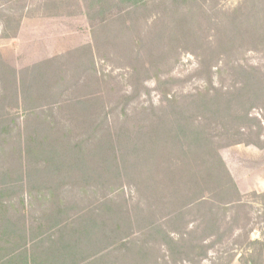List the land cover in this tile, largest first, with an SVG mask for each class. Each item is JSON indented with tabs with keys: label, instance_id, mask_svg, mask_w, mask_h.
I'll use <instances>...</instances> for the list:
<instances>
[{
	"label": "trees",
	"instance_id": "obj_1",
	"mask_svg": "<svg viewBox=\"0 0 264 264\" xmlns=\"http://www.w3.org/2000/svg\"><path fill=\"white\" fill-rule=\"evenodd\" d=\"M152 1L88 0L89 13L102 20L117 8L146 9ZM201 1L172 0L176 9L200 5L208 21L220 1ZM236 18L232 29L218 28L211 35L199 29L203 35L197 36L184 24V29L176 27L184 36L180 41L200 50L192 52L201 58L199 73L208 78L207 87L190 95L162 91L158 104L141 108L134 104L144 94L140 89L123 94L117 117L118 105L107 110L102 95L68 98L64 86L81 80L65 81L61 68L59 77H52L55 59L17 70L0 54V171L4 162L14 165L9 171L20 169L3 188L0 174V197L25 184L31 200L40 203L44 222L29 232L31 264H202L207 259L231 264L236 253L220 248L229 237L247 242L245 264H259L264 240H252L247 233L235 236L240 226L236 210L245 203L219 153L224 146L251 142L250 136L244 138L253 124L262 128L253 109L264 97V74L231 65L241 79L228 88L213 81L215 72L223 70L222 61L212 63L220 54L227 59L245 42H253L249 46L255 50V40L264 41V24L237 25ZM177 52L178 45L150 66L131 65V73L140 72L137 79L142 80L153 68L155 78L166 84L171 78L161 81L160 64ZM87 64L77 65V72L87 70L89 79L98 81L96 62L91 57ZM56 106L67 109L74 123L61 124ZM73 180L79 197L73 194L69 200L63 186Z\"/></svg>",
	"mask_w": 264,
	"mask_h": 264
},
{
	"label": "rangeland",
	"instance_id": "obj_2",
	"mask_svg": "<svg viewBox=\"0 0 264 264\" xmlns=\"http://www.w3.org/2000/svg\"><path fill=\"white\" fill-rule=\"evenodd\" d=\"M219 1L218 3L214 0L218 4L213 5L206 21L200 14V5L189 6L186 3L180 9H176L172 0H154L146 9L117 8L113 12H108L102 20L99 16L89 13L88 0H0V54L6 63L17 70L55 59L54 64L57 65L53 66L52 77L58 78L61 68L66 74L65 81L77 78L81 80L80 85L70 88L64 86L65 90L68 89L65 92L68 98L78 94L102 95L107 110L118 105V110H115L117 117L123 110V94L137 93L140 89L144 94L135 100L134 104L141 108L150 106L151 103L158 104L162 91L190 95L208 86V78L205 74L199 73L201 58L192 52V49L196 52L200 50H196L193 44L180 41L184 36L179 29L176 30L177 26L181 30L184 29L182 26L184 24L189 31L194 30L198 36L203 35L202 32H198L199 29L208 35L216 34L218 28L232 29L234 16L237 17L235 21L237 25L264 24V0H255L248 5L242 3L244 0ZM209 3L211 5L212 1L209 0ZM132 10L134 12H131ZM177 12H182L183 16ZM9 15L12 17L11 21L8 19L11 18ZM16 30V34L13 35ZM261 32L264 34V31ZM255 43L257 45L255 50L249 46L253 42H245L242 48L227 54V59L232 61L229 66L226 65L227 59L222 54L212 62L222 61L220 65L223 64L221 74L216 71V67L213 68L216 71L213 75L215 86L228 88L235 84L237 79H241L236 76L231 65H240L255 74H264V41L255 40ZM177 45L178 52L170 53L165 64H160L161 81L170 78L174 80L170 79L168 83L160 84V80L155 78L156 71L153 68L148 74H144L142 80L137 79L140 72L135 75L131 73V65H137L141 69L142 63L146 62L150 66V62H156L161 53ZM91 57L99 71L98 81L93 76L89 79L90 72L87 70L77 72V65L89 66L87 62ZM143 83L145 86H142ZM256 105L253 114L258 116L262 128L258 123L253 124L252 133H246L248 136L244 138L250 139V136L251 142L224 146L219 149V153L245 203L244 207L236 210L240 213V226L237 227L235 236L239 235L238 233H247L252 240H264V97ZM63 110L55 107L61 124L66 121L74 123L71 113L68 114L67 109ZM119 119L123 120L122 117ZM75 125L79 127V123ZM4 163L5 168L1 169L0 174L6 182L1 184L2 188L4 185H11L13 174L15 176L16 172L20 173L19 168L18 171L15 168L9 171V167L14 166L11 162ZM66 183L63 186L65 198L69 197L71 200L73 194L78 198L79 184L74 183V180ZM8 191L12 194H7L5 190L4 194L9 197L5 195L0 197V255L1 258L5 256L6 245L1 227L8 221L24 228L20 234L26 239L19 240L20 244L24 243L23 247L15 240L16 236L10 238L12 244L19 245L20 250L29 249L26 254V257H29L32 255L29 232L32 227L44 222L43 212L40 203L32 201L29 197L25 184L17 189L9 188ZM20 234L17 236L20 237ZM234 238H226L220 248L226 253H236L231 264H245L250 253L247 242L239 244ZM214 252H210L211 255H214ZM20 261L22 263L21 258ZM28 262L31 264V257ZM202 264L212 262L207 259ZM259 264H264V253L262 259L259 258Z\"/></svg>",
	"mask_w": 264,
	"mask_h": 264
},
{
	"label": "crops",
	"instance_id": "obj_3",
	"mask_svg": "<svg viewBox=\"0 0 264 264\" xmlns=\"http://www.w3.org/2000/svg\"><path fill=\"white\" fill-rule=\"evenodd\" d=\"M1 228H2L1 233L5 239L4 242L6 243V245H5V250H4L5 256L1 258V255H0V264H29L30 262H28V260H29V257H31V255L29 257H26L27 251L29 249H26L24 251L19 249V245H21V247L24 246V243L20 244L19 240L26 239V237H24L23 234H20V231H22L24 228L22 229L16 224L8 223V221ZM18 233L21 235L20 237L17 236ZM11 236H16L15 240H18L19 245L17 243L12 244L13 241L10 238ZM20 258L22 260V263L20 261Z\"/></svg>",
	"mask_w": 264,
	"mask_h": 264
}]
</instances>
